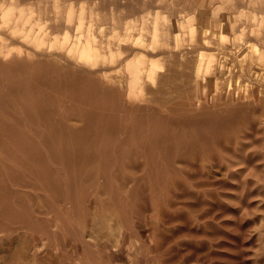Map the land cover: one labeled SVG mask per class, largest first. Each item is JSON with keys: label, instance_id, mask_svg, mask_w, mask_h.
<instances>
[{"label": "bare ground", "instance_id": "obj_1", "mask_svg": "<svg viewBox=\"0 0 264 264\" xmlns=\"http://www.w3.org/2000/svg\"><path fill=\"white\" fill-rule=\"evenodd\" d=\"M149 1L0 0V74L6 76V80L0 82V93L9 83L10 90L18 96L22 94V99L29 103L28 113L38 119L36 123L23 125L16 109H7L0 102V138L7 137L10 142L5 151L11 152V157L20 163L30 164V158L37 160V169L32 170V175L55 184L52 168L43 164L37 149L42 141L31 138L29 132L68 133L70 122L65 119L64 110L58 107L64 103L89 119L95 118L96 113H106L109 107L101 103L108 99L115 105L128 101L130 108L137 112L136 118L147 121L148 125L150 119L157 128L163 123L173 124L183 137L179 145L166 147L173 144L167 137L162 138L167 143L164 145L159 139L149 142L154 147L165 146V150L158 156L149 154L143 162L137 157L131 158L129 163L134 167L148 166L149 170L141 174H125L128 159L116 155L106 159L119 161L110 169L77 172L76 178L103 177L106 181L117 180L120 185L132 179L133 196L145 179H153L155 183L179 179L184 186L190 187L193 182L218 184V188L231 181L236 185L231 193L236 195L240 187L243 199L253 191L264 194V4L260 9L257 0H251L250 16L243 17L242 12L239 17L230 15L222 21L204 22L200 28L192 19L184 20L192 34L198 30L199 43H209L207 34H213L218 36L215 45L221 54L230 50L239 52L242 60L233 69L224 66V61L220 63L219 58L206 64L198 60L190 70L191 61L187 58L193 47L189 51L179 44L173 28L176 24L145 12ZM190 1L207 10L223 0ZM233 1L228 2L231 8L235 5ZM107 5H118L126 11L123 16L106 15L94 22V12ZM143 30L152 36L143 39L140 35ZM244 34L246 42L232 38V35L240 38ZM252 39L261 41L260 52L257 47L256 51H250L251 47L255 48ZM148 55H163L169 62L167 71L160 73L155 60L146 65ZM121 64L126 65V75L116 74ZM204 68V75L209 79L222 70L230 77L228 87H220L210 97L204 93L194 96L195 92L190 90L194 88L188 83L193 72L196 73L194 79H198ZM172 69L181 70V76L186 77L184 89L188 93L184 98L181 88L169 82ZM174 77L176 79L178 74ZM145 90L147 95L137 100V94ZM83 103L97 110L86 109ZM68 150L67 147L57 151ZM175 151L178 152L174 154ZM85 158L93 156L87 154ZM1 163L0 158V177ZM158 167L161 168L156 175L154 170ZM11 172L9 170L10 175ZM183 192L196 195L193 188ZM131 198L116 196L115 200ZM5 212L33 220L35 215L47 213V209L33 199L0 195V214ZM12 233L0 222V244Z\"/></svg>", "mask_w": 264, "mask_h": 264}, {"label": "rangeland", "instance_id": "obj_2", "mask_svg": "<svg viewBox=\"0 0 264 264\" xmlns=\"http://www.w3.org/2000/svg\"><path fill=\"white\" fill-rule=\"evenodd\" d=\"M229 1H219L206 10L190 0H150L145 12L176 24L173 28L179 44L189 51L193 47L187 58L191 61L190 70L198 60L206 64L213 63L216 58L233 69L242 61L239 52L230 50L221 54L215 45L218 36L213 34H207L209 43H199L198 30L192 34L184 22L192 19L200 28L210 20L222 21L230 15L239 17L242 12L243 17L251 15V0H234L233 10L228 6ZM257 3L261 9L264 0H257ZM125 11L118 5L101 6L94 12L93 21H101L106 15L123 16ZM145 30L140 35L148 39L152 34ZM246 37L245 34L240 38L232 35L233 39L243 42ZM251 43L255 46L251 47V52L256 51V47L257 52L263 49L261 41L252 39ZM145 57L146 65L155 60L160 73L167 71L169 62L163 55ZM204 73L206 68L194 79L196 73L193 72L188 83L194 88L190 89L195 92L194 96L204 93L210 97L230 83V77L222 70L211 79ZM116 74L126 75V65L121 64ZM181 74V70L172 69L169 82L181 88L184 98L188 93L184 89L187 81ZM5 80L6 76L0 74V82ZM10 89L8 83V88L0 93V102L7 109H16L21 124L36 123L37 117L28 113L29 103L22 99V94L18 96ZM146 95L145 90L138 93L136 99ZM73 103L79 104L75 100ZM130 104L125 101L115 105L108 99L101 103L109 107L106 113L84 119L64 103L58 107L64 110L65 119L70 122L68 133L29 132L31 138L42 141L37 149L43 164L52 168L55 184L32 175V170L37 169V160L30 158V164L20 163L11 157V152L5 151L10 146L7 137L0 138V195L33 199L47 209V213L35 215L33 220L12 212L0 214V222L13 232L0 244V264H264V194L261 191H253L243 199L240 187L241 192L231 193L236 187L231 181L218 188V184L193 182L190 187L184 186L179 179L158 183L145 179L133 196L132 179L120 185L117 180L106 181L103 177H75L77 172L110 169L119 161L106 159L116 155L128 159L123 170L125 174H141L149 170L148 166L134 167L129 160L137 157L143 162L149 154L158 156L165 150V146L154 147L149 142L159 139L164 145L167 143L162 138L167 137L173 144L166 147L179 145L183 137L173 124L167 122L157 128L150 119L148 125L147 121L136 118L137 112ZM81 105L97 110L88 103ZM116 128L121 129L115 131ZM67 147V152L57 151ZM87 154L93 158L86 159ZM160 168L154 170L156 175ZM9 170H12L11 175ZM190 188L195 189L196 195L183 192ZM116 196L132 198L117 202Z\"/></svg>", "mask_w": 264, "mask_h": 264}]
</instances>
